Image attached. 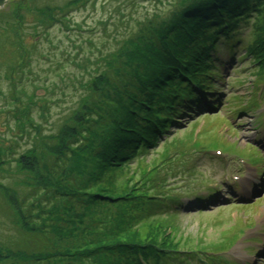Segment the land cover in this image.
I'll return each mask as SVG.
<instances>
[{"label":"rangeland","instance_id":"1","mask_svg":"<svg viewBox=\"0 0 264 264\" xmlns=\"http://www.w3.org/2000/svg\"><path fill=\"white\" fill-rule=\"evenodd\" d=\"M184 2L7 0L1 7L0 264H22L16 255L6 261L24 240L18 229L27 227L17 219L18 204L34 202L38 187L58 186L55 168L65 183L72 175L85 197L117 202L127 192L135 205L124 208V225L142 240L171 232L183 250H194L185 264H264V66L245 45L235 47L234 58L211 55L219 74L205 99L217 97L215 111L204 106L177 116L179 123L144 153L89 177L92 163L79 143L87 136L82 121L95 118L87 107L102 97L103 78L133 56L132 41ZM249 31L242 30V42ZM101 129L95 123L89 134ZM162 198L170 206L182 200L184 209L148 218L146 210Z\"/></svg>","mask_w":264,"mask_h":264},{"label":"trees","instance_id":"2","mask_svg":"<svg viewBox=\"0 0 264 264\" xmlns=\"http://www.w3.org/2000/svg\"><path fill=\"white\" fill-rule=\"evenodd\" d=\"M181 7L172 11L169 20L147 25L146 31L131 43L135 49L133 56L121 63L112 76L103 78L102 97L87 107L85 114H93L95 118L82 121L87 126L84 131L87 136H82L79 143L88 150L91 180L95 179V173L103 177L106 172H115L120 165L154 146L177 123V116L199 110L197 104L203 101L202 93L213 92V82L219 74L213 68L215 63L213 66L209 63L215 52L221 57L228 52L234 58L235 47L245 45L250 58L264 66V0H185ZM245 28L250 30L249 39L242 42ZM95 123H100L102 129L91 136ZM74 139L78 143L76 136ZM55 169L59 171L54 174L59 177L57 185L63 188L37 186L34 202L18 204L17 219H24L27 227L21 228L23 231L18 229L24 240L13 251L14 255L6 254V261L16 256L21 257L22 264L189 261L194 250L184 251L171 232L149 234L142 240L133 235L130 224L124 225L127 219L124 208L135 205L132 198L126 202L127 192L115 197L117 202H112L109 196L86 198L84 191L72 184V175H65V183L60 179L62 169ZM111 180L113 177L107 185L114 191L118 187ZM161 200L154 203L156 207L146 210L148 218L160 212L168 214L164 211L167 209L184 208L181 200L172 206ZM115 206L117 211H112ZM113 222H118V229H111ZM180 258H184V263Z\"/></svg>","mask_w":264,"mask_h":264},{"label":"water","instance_id":"3","mask_svg":"<svg viewBox=\"0 0 264 264\" xmlns=\"http://www.w3.org/2000/svg\"><path fill=\"white\" fill-rule=\"evenodd\" d=\"M6 1L7 0H0V9H1V7H3V5L5 4Z\"/></svg>","mask_w":264,"mask_h":264}]
</instances>
